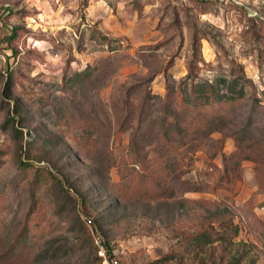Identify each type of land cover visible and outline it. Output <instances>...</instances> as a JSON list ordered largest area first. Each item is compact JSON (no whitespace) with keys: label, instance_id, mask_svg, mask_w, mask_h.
<instances>
[{"label":"rangeland","instance_id":"1","mask_svg":"<svg viewBox=\"0 0 264 264\" xmlns=\"http://www.w3.org/2000/svg\"><path fill=\"white\" fill-rule=\"evenodd\" d=\"M224 76L197 132L183 82ZM100 249L264 264V0H0V264Z\"/></svg>","mask_w":264,"mask_h":264},{"label":"trees","instance_id":"2","mask_svg":"<svg viewBox=\"0 0 264 264\" xmlns=\"http://www.w3.org/2000/svg\"><path fill=\"white\" fill-rule=\"evenodd\" d=\"M183 83L185 85V88L183 90L185 95L181 98V105L186 109H191L194 112V115L196 117L195 119H197V121H200L203 118L206 119V126L197 127V132L204 131L205 134L207 133V129L210 133L214 131V129L219 127V125H222L221 123L224 122L223 115H221L220 113L209 114L208 109L214 107L217 104L222 105L226 103H235L236 101L242 99L245 94V90L243 87L239 90L237 89L238 79L227 78L225 76L219 77L215 81H188L186 79ZM8 87L9 83L7 80L4 90H8ZM168 93V98L176 93L175 85H171L169 87ZM169 114H177V118L174 117L176 119H173V121L175 120L178 125L177 132H186V126H183L179 123L178 117L180 116V111L178 109L171 110ZM108 256L112 257L111 254H108ZM99 260L102 261V258L99 257Z\"/></svg>","mask_w":264,"mask_h":264},{"label":"built area","instance_id":"3","mask_svg":"<svg viewBox=\"0 0 264 264\" xmlns=\"http://www.w3.org/2000/svg\"><path fill=\"white\" fill-rule=\"evenodd\" d=\"M99 255L102 258L103 264H127L121 260L116 259L115 257H109L103 249L99 250Z\"/></svg>","mask_w":264,"mask_h":264}]
</instances>
